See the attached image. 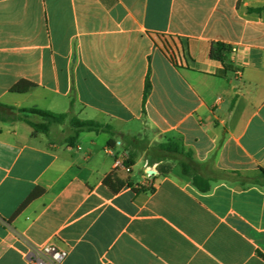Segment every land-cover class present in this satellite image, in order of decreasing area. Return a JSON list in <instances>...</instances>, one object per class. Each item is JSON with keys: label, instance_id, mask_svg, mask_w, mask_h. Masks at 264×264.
<instances>
[{"label": "crops", "instance_id": "obj_1", "mask_svg": "<svg viewBox=\"0 0 264 264\" xmlns=\"http://www.w3.org/2000/svg\"><path fill=\"white\" fill-rule=\"evenodd\" d=\"M0 103L113 130L0 121V264H264V0H0Z\"/></svg>", "mask_w": 264, "mask_h": 264}, {"label": "trees", "instance_id": "obj_2", "mask_svg": "<svg viewBox=\"0 0 264 264\" xmlns=\"http://www.w3.org/2000/svg\"><path fill=\"white\" fill-rule=\"evenodd\" d=\"M227 52V49L220 43H217L211 48V56L221 62H224V53ZM150 89V83L148 77H146L143 100H145L146 95ZM31 116L37 117L38 120L30 119ZM68 117V113H55L49 110L40 109L37 107H23L17 108L14 106H9L0 103V121H21L27 124L31 128V135L37 136L39 134H48L50 127L53 124H62ZM70 126L73 129L72 135L69 137V144H73L76 140L78 134L82 131H91L95 133L105 132L113 133L112 128L109 125L101 124L93 120H84L72 116L69 120ZM111 141H108L110 144ZM160 150L164 151L167 155H185L189 160H191V154L189 152H184L181 147L172 142H167L165 144L159 145ZM126 164H132V159L128 158ZM182 169L188 171L191 168L189 163L182 162ZM260 178L264 179V170L261 171ZM256 182V181H255ZM193 185L202 193H206L210 190L209 181L198 176L194 175L192 177ZM138 189H144V187H139ZM134 190H137L134 188ZM36 197V193H32L20 206L18 211L28 204L31 200ZM260 256L264 258V255Z\"/></svg>", "mask_w": 264, "mask_h": 264}, {"label": "built area", "instance_id": "obj_3", "mask_svg": "<svg viewBox=\"0 0 264 264\" xmlns=\"http://www.w3.org/2000/svg\"><path fill=\"white\" fill-rule=\"evenodd\" d=\"M115 167H121L126 172L129 171V167L124 166L119 160L115 161ZM147 176H150V174H147ZM67 256V250L51 243L43 245L29 244L24 251L27 264H62Z\"/></svg>", "mask_w": 264, "mask_h": 264}, {"label": "rangeland", "instance_id": "obj_4", "mask_svg": "<svg viewBox=\"0 0 264 264\" xmlns=\"http://www.w3.org/2000/svg\"><path fill=\"white\" fill-rule=\"evenodd\" d=\"M72 116L77 117L76 114H75V110H74V109H71V110L69 111L67 119H66L62 124H53V125H63V126H64L63 129L66 130V134H67L68 136H70V135H72V133H73V129L71 128L70 123H69V120H70V118H71ZM30 119H32V120H38V118H37V117H34V116H31ZM53 125H52V126H53ZM52 126H51V127H52ZM51 127H50V128H51ZM59 128H60V127H56V129H59ZM254 180H255V181H258L259 183L264 182V180L256 179V177H254V178H247V179L239 177V179H238V181H239L240 183H242V184L253 183Z\"/></svg>", "mask_w": 264, "mask_h": 264}]
</instances>
